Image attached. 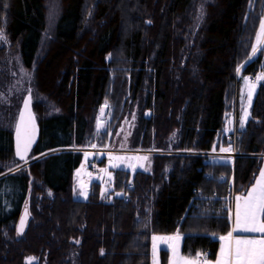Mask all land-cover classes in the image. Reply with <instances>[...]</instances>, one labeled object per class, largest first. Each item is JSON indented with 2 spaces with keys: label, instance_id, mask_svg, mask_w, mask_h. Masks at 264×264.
I'll return each mask as SVG.
<instances>
[{
  "label": "trees",
  "instance_id": "obj_1",
  "mask_svg": "<svg viewBox=\"0 0 264 264\" xmlns=\"http://www.w3.org/2000/svg\"><path fill=\"white\" fill-rule=\"evenodd\" d=\"M261 19L264 0H0L21 63L55 78L34 159L5 174L12 133L0 126V264H150L152 233H178L183 255L214 259L230 230L228 194L244 193L264 159V80L243 127L236 101L237 68L264 73V44L246 60ZM103 104L114 131L134 114L133 148L158 152L150 172L115 169L110 189L92 180L80 199L74 174ZM228 133L239 155L208 160L231 145Z\"/></svg>",
  "mask_w": 264,
  "mask_h": 264
},
{
  "label": "rangeland",
  "instance_id": "obj_2",
  "mask_svg": "<svg viewBox=\"0 0 264 264\" xmlns=\"http://www.w3.org/2000/svg\"><path fill=\"white\" fill-rule=\"evenodd\" d=\"M260 29V28H259ZM3 38L0 39V126L6 128L13 132L16 118L19 112L21 102L26 94L31 96V105L33 108L34 115L37 120H39L44 115V103L43 98L47 95L55 85L54 77L44 78L40 74V68L37 63L31 67H25L19 58L17 48L10 45V41L3 30L0 29ZM257 43V39L255 43ZM262 45V44H261ZM261 45L258 46V49L261 48ZM259 51V50H258ZM257 53V52H256ZM256 55V54H255ZM250 52L246 60L252 59L255 57ZM261 74V71L258 70L254 75L248 74H239L238 73V83L236 90V101L238 105V127H241V118L244 116L245 108H247L249 115L244 120L250 118V108L252 104L253 97L258 89L259 84L262 80L257 81L256 77ZM247 77V81L243 79ZM255 84V89L253 92L251 104H248V93L249 85ZM135 113V112H134ZM134 114H129L124 117V119L115 126V131L113 124L110 122V108L108 107L105 118L102 121L101 130L97 129L98 125V114L93 125V135L94 140L90 145L86 146L87 148L82 149L84 152L82 161L79 167L75 170L74 182L75 189L74 195L77 198L85 199L87 196V188L92 180H98L102 184L103 191L111 188L112 181V172L115 169H126L133 170L138 169L145 172H150L152 169V157L151 155L155 150H142L138 148H133L132 142H134V133L137 134V125L134 124V121H130L131 117ZM231 121H234L231 122ZM228 122L231 124V128L235 127L234 116H231ZM136 126V129H135ZM135 130V131H134ZM105 133V135H104ZM106 136V139L102 145L103 137ZM112 137L109 138V137ZM95 145V147H93ZM97 152H93V151ZM146 157L147 159H144ZM214 157V158H213ZM227 157L222 156H213L210 155L208 160L215 162L227 163ZM34 159L31 152L28 154L26 160H18L13 153V150L10 151V156L7 162L3 163L5 168L10 167V169L4 171L2 174L17 170L18 168L23 167ZM95 159L101 161V164L97 163L96 171L92 174L86 175V169L88 166L87 160ZM231 161V162H230ZM233 160H229L228 163H232ZM90 162V161H89ZM14 166V167H12ZM85 192L86 196L80 195L81 192ZM16 222H14L13 228L15 231ZM7 234V230L4 231ZM176 234H150L149 244H150V264H160V250L166 249L169 251V264H183L181 260V244L182 236L179 234V241H166V240H156L155 241V253L153 251V237H168ZM170 244L178 245L177 253L174 255L173 248L170 247ZM186 257V256H185ZM196 258L186 257V260H193L196 264H210L208 259L206 263H200ZM204 258V257H203ZM198 261V262H197ZM209 262V263H208Z\"/></svg>",
  "mask_w": 264,
  "mask_h": 264
},
{
  "label": "snow or ice",
  "instance_id": "obj_3",
  "mask_svg": "<svg viewBox=\"0 0 264 264\" xmlns=\"http://www.w3.org/2000/svg\"><path fill=\"white\" fill-rule=\"evenodd\" d=\"M2 33H0V39H2ZM257 43L252 46V54L255 55L259 50L258 46L264 44V19H261L260 29L257 32ZM237 72H240V68H237ZM247 81V77H244ZM257 81L264 80V73H261L256 77ZM255 84L249 85L248 93V104L250 106ZM28 101H25L27 106ZM249 115L247 108H245L244 116L241 118V127L244 126V120ZM227 131V129H226ZM32 142V136L28 135L25 143L24 150L21 151L20 144V127L17 126V156L20 159H24L25 153L30 147ZM95 147V145H93ZM215 151V146L213 148ZM221 152L233 151L231 145L229 147L220 148ZM144 159H147L144 157ZM80 195L86 196L85 192H81ZM119 195V193H117ZM235 226L233 231H242L247 233H260V237L253 238H241L233 237V232H229L227 236H221V241H228L227 244L221 245L220 255L218 256L215 264H264V168L260 170L259 176L256 178V182L253 187L248 191L246 196H237L235 198ZM25 217H22L20 226L18 227V233H21L24 228ZM180 236L177 233L173 236L168 237H153V251L155 253V241L166 240V241H179ZM173 248L174 255L177 253L178 245L170 244ZM103 254V251L102 253ZM199 255V254H198ZM33 258H29V264ZM183 259V258H181ZM155 264V261H154ZM175 264V262H173ZM183 264H196L193 260H183Z\"/></svg>",
  "mask_w": 264,
  "mask_h": 264
},
{
  "label": "water",
  "instance_id": "obj_4",
  "mask_svg": "<svg viewBox=\"0 0 264 264\" xmlns=\"http://www.w3.org/2000/svg\"><path fill=\"white\" fill-rule=\"evenodd\" d=\"M28 101L27 106H25V101ZM108 110V106L107 105H101L98 111V125H97V129L101 130L102 128V121L105 118V115L107 113ZM19 125L20 127V144H21V151L24 150V143L25 140L27 138L28 135L32 136V142L30 147L28 148L27 152L25 153L24 159H20L19 156H17V126ZM38 131H39V121L36 119L34 112H33V108L31 105V96L30 94H26L21 102L20 108H19V112L16 118V122H15V126L12 132V150L14 153V156L20 160V161H24L26 160L28 154L30 153L33 144L36 141V138L38 136ZM22 217H25V223H24V228L23 231L27 225V221H28V211L26 209V207L23 208V210L21 211L18 219H17V223H16V227H15V232L17 236H20L23 231L21 233H18L17 229L20 226V222Z\"/></svg>",
  "mask_w": 264,
  "mask_h": 264
},
{
  "label": "crops",
  "instance_id": "obj_5",
  "mask_svg": "<svg viewBox=\"0 0 264 264\" xmlns=\"http://www.w3.org/2000/svg\"><path fill=\"white\" fill-rule=\"evenodd\" d=\"M227 160L229 161V160H233L232 158H230V157H227ZM231 162V161H230ZM262 168H264V159H263V162H262V165H261V168H260V170L262 169ZM260 170L258 171V173L256 174V176H255V178H254V180H253V182L251 183V185L247 188V190L244 192V193H242V194H234L233 196H232V203H231V221H230V230H229V232H233V237H241V238H244V237H247V238H253V237H260L262 234H260V233H247V232H242V231H233V228H234V226H235V206H236V200H235V198L237 197V196H246L247 195V193H248V191L253 187V185L255 184V182H256V178L259 176V173H260ZM74 189H75V184H74ZM228 232V233H229ZM227 233V234H228ZM227 234L226 235H223V236H227ZM221 237V236H220ZM220 237H219V245H218V249H217V253H216V257L214 258V259H212V260H209L210 261V264H215V261L217 260V258H218V256L220 255V250H221V245H222V243L223 244H227L228 243V241H221L220 240ZM206 254L207 253H204L203 255H201L202 257H200V258H198L197 260L198 261H200V259L201 258H203V262H201L200 261V263H206V260L205 259H207V257H206ZM186 257H188V256H186ZM185 255H183V254H181V258H183V259H181V260H186L185 258ZM170 258V257H169ZM169 261H170V259H168V264H169ZM197 261V262H198ZM209 263V262H208Z\"/></svg>",
  "mask_w": 264,
  "mask_h": 264
},
{
  "label": "built area",
  "instance_id": "obj_6",
  "mask_svg": "<svg viewBox=\"0 0 264 264\" xmlns=\"http://www.w3.org/2000/svg\"><path fill=\"white\" fill-rule=\"evenodd\" d=\"M226 139L230 142V144H231V147H232V149H233V151H231V152H221L220 150L219 151H213V152H205V153H202V154H205V155H213V156H222V157H226V156H228V157H230V158H232V159H234L237 155H239V153L238 152H236L235 150H234V148H233V146H234V144H235V141H236V139H237V136H236V134L235 133H228L227 135H226ZM93 152H97V151H93ZM214 158V157H213ZM215 162V161H214ZM227 163H228V161H227ZM231 164V163H230ZM96 167H97V162H96V160L95 159H92V160H90V162L88 163V166H87V169H86V175H89V174H92V173H94L95 171H96ZM232 195L233 194H228V196L227 197H232ZM203 260L201 259V262H202Z\"/></svg>",
  "mask_w": 264,
  "mask_h": 264
}]
</instances>
